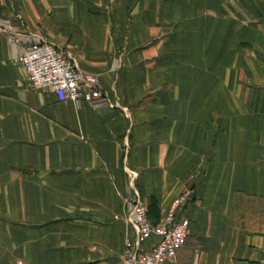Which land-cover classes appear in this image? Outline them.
<instances>
[{
	"label": "crops",
	"instance_id": "crops-1",
	"mask_svg": "<svg viewBox=\"0 0 264 264\" xmlns=\"http://www.w3.org/2000/svg\"><path fill=\"white\" fill-rule=\"evenodd\" d=\"M28 37L105 98L34 90ZM133 182L193 193L165 264H264V0H0V264H124Z\"/></svg>",
	"mask_w": 264,
	"mask_h": 264
},
{
	"label": "built area",
	"instance_id": "built-area-1",
	"mask_svg": "<svg viewBox=\"0 0 264 264\" xmlns=\"http://www.w3.org/2000/svg\"><path fill=\"white\" fill-rule=\"evenodd\" d=\"M12 38H19L20 33ZM20 56L30 86L34 90H52L59 100L96 102L105 98L98 77L81 69L75 58L55 41L30 39ZM129 222L135 229L134 238H128L124 252V264H165L176 258L178 250L186 243L190 219L185 214L193 200V193L185 190L176 196L161 218L150 219L141 192L132 183ZM153 235L158 240L145 248L144 243Z\"/></svg>",
	"mask_w": 264,
	"mask_h": 264
}]
</instances>
